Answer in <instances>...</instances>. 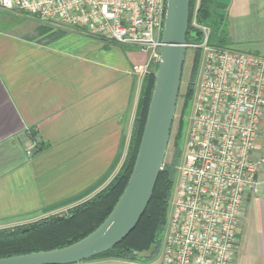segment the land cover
Masks as SVG:
<instances>
[{
    "label": "crops",
    "instance_id": "0c3cea01",
    "mask_svg": "<svg viewBox=\"0 0 264 264\" xmlns=\"http://www.w3.org/2000/svg\"><path fill=\"white\" fill-rule=\"evenodd\" d=\"M216 1L230 48L264 56V0ZM146 60L137 47L0 10V229L69 212L111 181L126 157L150 73L141 78L133 67ZM255 146L260 161L264 118ZM255 179L234 264H264V163ZM76 264H154V258Z\"/></svg>",
    "mask_w": 264,
    "mask_h": 264
},
{
    "label": "built area",
    "instance_id": "2783aa9c",
    "mask_svg": "<svg viewBox=\"0 0 264 264\" xmlns=\"http://www.w3.org/2000/svg\"><path fill=\"white\" fill-rule=\"evenodd\" d=\"M198 3L190 27L200 40L186 43V50L203 52L205 62L161 264H234L241 213L264 163L254 157L264 118V56L210 45L209 27L197 20ZM165 9L166 0H0L2 11L137 47L147 54L144 65L133 67L141 78L159 63Z\"/></svg>",
    "mask_w": 264,
    "mask_h": 264
},
{
    "label": "trees",
    "instance_id": "16d2710c",
    "mask_svg": "<svg viewBox=\"0 0 264 264\" xmlns=\"http://www.w3.org/2000/svg\"><path fill=\"white\" fill-rule=\"evenodd\" d=\"M194 2L195 0H190L186 43L200 40L199 34L192 31L190 27ZM218 10L219 5L216 0H199L197 20L199 23L209 27L210 45L229 48L230 42L226 26L222 16L218 14ZM199 53L200 51L196 50L192 77H190L185 88L181 111L183 113L187 105H189L192 96V79ZM154 77L155 68L150 71L142 82L128 151L120 169L111 181L91 199L71 208L67 217L51 216L42 222L38 220L27 225L0 230V258L49 251L71 245L86 237L106 219L120 198L131 175L153 89ZM182 126L183 121L179 118L177 131L173 136L171 160L169 163L163 162L150 201L135 229L115 248L89 260L104 258L126 261H150L155 258L166 226L168 204L180 154ZM172 129L173 125L171 133ZM171 133L168 145L171 140ZM24 226L26 227L23 228ZM153 245L156 250L150 260L136 256L135 252L147 251Z\"/></svg>",
    "mask_w": 264,
    "mask_h": 264
},
{
    "label": "water",
    "instance_id": "95a60500",
    "mask_svg": "<svg viewBox=\"0 0 264 264\" xmlns=\"http://www.w3.org/2000/svg\"><path fill=\"white\" fill-rule=\"evenodd\" d=\"M190 0H166L159 63L131 175L106 219L83 239L54 250L0 258V264H76L115 248L135 229L162 169L186 56ZM155 247L137 254L149 259Z\"/></svg>",
    "mask_w": 264,
    "mask_h": 264
},
{
    "label": "rangeland",
    "instance_id": "374dc122",
    "mask_svg": "<svg viewBox=\"0 0 264 264\" xmlns=\"http://www.w3.org/2000/svg\"><path fill=\"white\" fill-rule=\"evenodd\" d=\"M154 37L156 38L157 34H155ZM195 52H196V50H192V49H187L186 50V56H185V61H184V66H183V71H182V78H181V86H180L181 95L178 98V103H177L178 105H177V108H176L177 109V113H176L175 118H174V125H173V129H172V133H171V140H170V143L168 145V149H167L166 156H165V159H164V163H169V161L171 160V156H172V153H173L172 152L173 136H174L175 132L177 131L178 119L181 118L182 121H183V126H182V131L183 132H182V140H181V144H180V154H179V157H178L177 167L180 166L182 161H183V152H184V148H185V145H186V142H187V139H188V134H189V131H190V124H191L190 122H191V115H192V110H193V103H194V99H195V94H196L197 87H198V85L200 83V80L202 78L203 69H204L205 56H204L203 52H200L199 56H198V59H197V62H196V67H195V70H194V73H193L192 96H191V99H190V103L185 108L186 110L184 111V113L181 112L182 111L183 96H184V93H185V88H186V85H187L190 77H192V67H193ZM177 177H178V173H177V168H176V176H175L173 189H172V192H171L170 201H169V204H168L167 217H166V226H165V230H164V233H163V237H164L165 233L167 232L168 222H169V218H170V215H171L172 202H173V198L175 196V189L177 187ZM52 216L67 217L68 216V212L59 213V214H55V215H52ZM48 217H51V216H48ZM48 217L40 219L41 222L45 221ZM25 227L26 226H24L23 228H25ZM3 229H8V228H3ZM3 229H0V230H3ZM163 237H162L161 244H160V247L158 249L157 255L154 258V264H161V261H162L161 251H162V245H163V241H164ZM155 250H156V248H155ZM142 252H145V251H142ZM142 252H135V254L137 256V254L142 253Z\"/></svg>",
    "mask_w": 264,
    "mask_h": 264
},
{
    "label": "flooded vegetation",
    "instance_id": "af4514ba",
    "mask_svg": "<svg viewBox=\"0 0 264 264\" xmlns=\"http://www.w3.org/2000/svg\"><path fill=\"white\" fill-rule=\"evenodd\" d=\"M180 95H181V92H180V90H179L178 98H179ZM177 103H178V99H177ZM177 105H178V104H176V108H177ZM176 113H177V109H175V115H176ZM175 115H174V118H175ZM173 123H174V120H173ZM173 125H174V124H173Z\"/></svg>",
    "mask_w": 264,
    "mask_h": 264
}]
</instances>
